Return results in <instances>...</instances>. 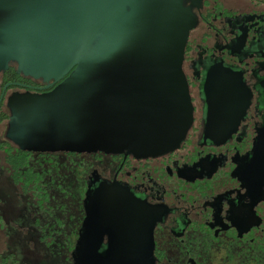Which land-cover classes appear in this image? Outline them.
Masks as SVG:
<instances>
[{
  "label": "flooded vegetation",
  "instance_id": "af4514ba",
  "mask_svg": "<svg viewBox=\"0 0 264 264\" xmlns=\"http://www.w3.org/2000/svg\"><path fill=\"white\" fill-rule=\"evenodd\" d=\"M112 1L117 35L128 29L114 79L126 96L150 85L125 57L142 55L139 32L166 0ZM167 1L189 26L180 68L192 116L173 149L75 151L45 132L64 117L43 112H65L77 69L57 83L37 60L0 70V180L10 185L5 161L19 159L17 228L40 264H76L78 248L85 264H264V0ZM20 102L15 117L7 106ZM244 105L237 125L224 116ZM0 264L23 262L10 253Z\"/></svg>",
  "mask_w": 264,
  "mask_h": 264
},
{
  "label": "water",
  "instance_id": "95a60500",
  "mask_svg": "<svg viewBox=\"0 0 264 264\" xmlns=\"http://www.w3.org/2000/svg\"><path fill=\"white\" fill-rule=\"evenodd\" d=\"M121 10L112 0H0V70L9 61L37 60L57 83L77 69L65 112L51 105L43 112L46 120L64 117V127L48 125L45 131L62 145L75 151L162 153L178 144L191 122L180 68L189 26L166 0L165 9H158L160 19L139 32L142 55L125 57L130 68L149 72L150 85L144 89L142 83L124 96L114 87L115 69L124 62L116 55V39L128 32L125 28L117 35ZM246 107L230 106L224 116L237 125ZM76 252V264H85L80 248Z\"/></svg>",
  "mask_w": 264,
  "mask_h": 264
},
{
  "label": "rangeland",
  "instance_id": "374dc122",
  "mask_svg": "<svg viewBox=\"0 0 264 264\" xmlns=\"http://www.w3.org/2000/svg\"><path fill=\"white\" fill-rule=\"evenodd\" d=\"M30 78L34 81L38 79L37 76ZM26 104L27 102L10 103L7 108L11 115L18 117L28 109ZM17 210L18 200L14 187L0 180V257L13 253L14 257L21 258L23 264H40V261H43L37 258L33 251L27 249L30 238L24 234L21 235L17 228L19 218Z\"/></svg>",
  "mask_w": 264,
  "mask_h": 264
},
{
  "label": "trees",
  "instance_id": "16d2710c",
  "mask_svg": "<svg viewBox=\"0 0 264 264\" xmlns=\"http://www.w3.org/2000/svg\"><path fill=\"white\" fill-rule=\"evenodd\" d=\"M10 156H11V154H10ZM9 157H7L8 160L5 161L7 164L6 172L9 174L7 176L10 179V185L15 188L16 180H17V176H18L17 170H19V168H20L18 161H20V160L16 159L15 157H13V158H9ZM0 219H1V214H0Z\"/></svg>",
  "mask_w": 264,
  "mask_h": 264
}]
</instances>
